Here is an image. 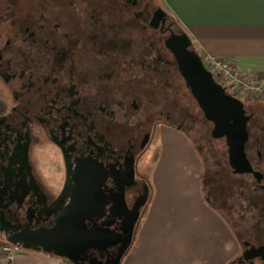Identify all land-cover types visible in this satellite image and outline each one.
<instances>
[{
	"label": "flooded vegetation",
	"instance_id": "af4514ba",
	"mask_svg": "<svg viewBox=\"0 0 264 264\" xmlns=\"http://www.w3.org/2000/svg\"><path fill=\"white\" fill-rule=\"evenodd\" d=\"M184 33L151 0H0V240L38 245L85 217L115 239L77 264H122L152 196L146 158L174 129L160 64L179 68ZM225 92L238 103L209 116L192 94L189 131H204L205 198L237 238L228 264H264V94Z\"/></svg>",
	"mask_w": 264,
	"mask_h": 264
},
{
	"label": "crops",
	"instance_id": "0c3cea01",
	"mask_svg": "<svg viewBox=\"0 0 264 264\" xmlns=\"http://www.w3.org/2000/svg\"><path fill=\"white\" fill-rule=\"evenodd\" d=\"M162 1L199 55L239 54L241 60L250 62L264 59V0ZM259 73L264 75V71ZM165 133L174 140L173 129ZM162 152L152 168V196L122 264H228L238 252L237 238L221 214L206 201L199 158L187 149L191 162L167 166L161 161ZM167 171H185L188 178L184 182L189 190L174 189V179L170 180L171 189L165 184L161 189L158 179ZM4 244L0 242V264H71L64 257L43 250L23 248L10 257L1 251Z\"/></svg>",
	"mask_w": 264,
	"mask_h": 264
},
{
	"label": "rangeland",
	"instance_id": "374dc122",
	"mask_svg": "<svg viewBox=\"0 0 264 264\" xmlns=\"http://www.w3.org/2000/svg\"><path fill=\"white\" fill-rule=\"evenodd\" d=\"M151 3L155 7H164L162 0H151ZM150 35L153 36V32L150 33ZM165 55H167V53H165ZM238 56L239 54H229L228 56L221 57L236 58L238 67L240 69L252 72L264 71V59H258V61L250 62L241 60L242 58ZM160 65L162 67V72L160 74L162 85L160 89L161 96H157V98L161 103L160 107L162 111H164L165 114L170 113L174 115V129L171 128L174 130V140H171L172 137L168 133H164L162 135L160 134L156 138L155 143L150 150L149 156L145 161V164L147 166L146 168L150 175V181L152 180L153 174L152 168L155 163L159 162L160 159H158L160 150L163 151L160 156L161 161L163 160V165L171 166L172 164H188L191 161L188 157V153L186 152L187 149L192 150L194 155L199 158L200 162H204V149L202 148V145L205 142L203 138L204 131L199 124L195 125V127L191 131H189V129L191 128L190 121L192 120V116L198 114L199 112L197 102L193 97L190 89L188 88L179 68L177 67L175 56L174 67L166 66L164 63H161ZM153 75L154 74H151V72L147 70V78H150ZM145 93L149 96L147 89L145 90ZM178 124L181 125V131L175 129V125ZM166 142H168V151L165 152L163 149ZM169 171L163 174L164 176H160L158 179L160 181L161 189L164 188L162 187V184H165L168 186V188H170V180L174 179V189L187 192L189 190L188 188L190 187L184 182V179L188 178L187 173L185 171L177 173H171ZM163 179H167L168 183H166ZM178 186H180L181 188ZM0 242L6 241L0 240Z\"/></svg>",
	"mask_w": 264,
	"mask_h": 264
},
{
	"label": "water",
	"instance_id": "95a60500",
	"mask_svg": "<svg viewBox=\"0 0 264 264\" xmlns=\"http://www.w3.org/2000/svg\"><path fill=\"white\" fill-rule=\"evenodd\" d=\"M187 38L186 43H180L175 38ZM174 38V52L177 56V62L180 72L186 81L187 86L191 89L192 94L198 100L201 107L209 116L215 108H228L229 105L238 103V101L226 94L225 89L217 84L211 73L204 67L200 55L195 50H190L191 40L188 34L184 33ZM147 202V197L138 201L133 211L134 217L130 220V239L134 234L135 224L139 218V209ZM67 222L65 226L58 227L51 231L49 241L31 244L23 241L8 239L10 243L18 244L27 250H38L52 253L56 256L66 257L77 264L74 254L80 256L90 248H96L100 245H106V242L115 239L114 234L105 233L101 229H85V217ZM80 230V231H79ZM47 236V237H48ZM123 253L121 254V256Z\"/></svg>",
	"mask_w": 264,
	"mask_h": 264
},
{
	"label": "built area",
	"instance_id": "2783aa9c",
	"mask_svg": "<svg viewBox=\"0 0 264 264\" xmlns=\"http://www.w3.org/2000/svg\"><path fill=\"white\" fill-rule=\"evenodd\" d=\"M204 67L211 73L213 80L241 100H249L264 94V75L238 67L235 58L205 53L200 55ZM22 246L13 243L2 245L1 251L7 256L22 250Z\"/></svg>",
	"mask_w": 264,
	"mask_h": 264
}]
</instances>
